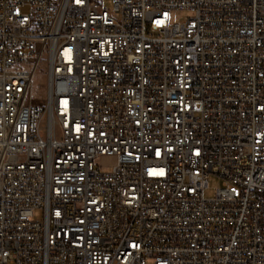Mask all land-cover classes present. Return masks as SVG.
<instances>
[{
    "label": "built area",
    "instance_id": "built-area-1",
    "mask_svg": "<svg viewBox=\"0 0 264 264\" xmlns=\"http://www.w3.org/2000/svg\"><path fill=\"white\" fill-rule=\"evenodd\" d=\"M0 264H264V0H0Z\"/></svg>",
    "mask_w": 264,
    "mask_h": 264
},
{
    "label": "rangeland",
    "instance_id": "rangeland-1",
    "mask_svg": "<svg viewBox=\"0 0 264 264\" xmlns=\"http://www.w3.org/2000/svg\"><path fill=\"white\" fill-rule=\"evenodd\" d=\"M107 8L110 7L109 3H105ZM25 9H20V11H24ZM189 17L188 13L179 12V11H172L171 12V22L179 23L183 19ZM46 88H47V79H46V69L44 66L40 67L38 71L35 72L33 76V80L30 86V94L31 99L40 104H44L46 100ZM221 179L215 175H210L208 179V188L204 191V195L206 197H213L215 194V190L221 187ZM35 219L41 220L42 219V212L37 211L35 213Z\"/></svg>",
    "mask_w": 264,
    "mask_h": 264
},
{
    "label": "snow or ice",
    "instance_id": "snow-or-ice-1",
    "mask_svg": "<svg viewBox=\"0 0 264 264\" xmlns=\"http://www.w3.org/2000/svg\"><path fill=\"white\" fill-rule=\"evenodd\" d=\"M70 51V50H69ZM78 130V129H77ZM157 155H159V152H157ZM150 174H159V175H163V171L161 170L159 173H155V172H150ZM136 245H133V247H135Z\"/></svg>",
    "mask_w": 264,
    "mask_h": 264
}]
</instances>
